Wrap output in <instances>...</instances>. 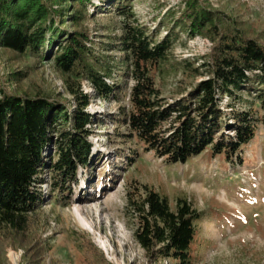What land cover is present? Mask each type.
<instances>
[{
  "label": "trees",
  "instance_id": "obj_1",
  "mask_svg": "<svg viewBox=\"0 0 264 264\" xmlns=\"http://www.w3.org/2000/svg\"><path fill=\"white\" fill-rule=\"evenodd\" d=\"M183 1L182 12L164 17L162 23L173 24L157 39L137 18L133 0H0V48L52 58L71 96H54L41 88L12 90L0 81V228L25 247L45 202L43 185H49L51 200L68 204L80 171L94 162L90 137L93 125L103 121L89 110L94 99L120 104L111 120L128 132L117 135L139 145L128 153L129 164L141 151L171 164L185 163L207 149L225 153L229 160L241 159L264 131V43L239 26L226 25L197 0ZM112 12L124 18L121 32L101 41L97 52L90 22ZM178 28L189 38L209 39L213 47L197 59V67L186 63L184 71L186 82L206 78L169 99L157 77L170 65ZM115 61L117 73L111 67ZM12 75L17 83L27 77L24 71ZM84 82L94 93L83 89ZM244 91L253 94V101H238ZM127 98L128 104L121 105ZM50 146L54 154L46 155ZM126 200L125 212L136 223L135 239L148 260L194 263L203 213L191 200L178 197L172 208L168 196L139 182L128 188ZM34 237V251L41 258L48 248L41 237ZM80 237L81 256L75 264H112L87 231Z\"/></svg>",
  "mask_w": 264,
  "mask_h": 264
},
{
  "label": "rangeland",
  "instance_id": "obj_2",
  "mask_svg": "<svg viewBox=\"0 0 264 264\" xmlns=\"http://www.w3.org/2000/svg\"><path fill=\"white\" fill-rule=\"evenodd\" d=\"M197 1L224 18L226 25L239 26L264 43V0ZM132 7L139 21L149 26V34L157 33V39H161L173 24L162 23L164 17L171 11L178 15L186 3L183 0H133ZM123 21L115 12L92 19L90 26L94 30L97 52L101 41H108L110 35L121 32ZM176 31L178 37L170 53V65L157 77L163 96L169 99L176 97L182 88H190L206 78H190L189 84L184 71L186 63L197 67V59L206 56L213 47L205 37L189 38L179 28ZM112 55L119 57L116 52ZM99 64L97 62L98 67ZM111 65L117 73L119 63L115 61ZM19 71L27 74L21 83L12 75ZM0 81L12 90L41 88L54 96L62 94L71 99L50 57L19 55L0 48ZM132 84V81L128 83L129 88ZM82 87L94 93L90 83L84 82ZM240 95L242 98L238 101H253V94L244 91ZM227 101L229 98L224 99L225 103ZM126 104L128 98L121 105ZM119 106L94 99L89 110L103 121L92 128V166L80 171V182L74 187L68 204L51 200L49 185H43L41 189L46 198L34 232L29 235L30 245L25 247L24 241L0 228V264H75L81 256L82 231L90 234L112 264H172L148 260L135 239L136 223L125 209L128 188L136 182L149 184L168 196L172 208L178 197H186L203 213L193 245V264H264V131H259L241 159L229 160L225 153L215 155L207 149L185 163L171 164L141 151L140 157L129 164L128 153L139 145L124 142V138L117 135L128 132L111 120ZM54 151L50 146L46 155H53ZM45 177L49 179L50 175L45 174ZM77 211L84 214V222ZM34 235L41 237L43 246L48 248L41 258L34 251L38 249Z\"/></svg>",
  "mask_w": 264,
  "mask_h": 264
},
{
  "label": "bare ground",
  "instance_id": "obj_3",
  "mask_svg": "<svg viewBox=\"0 0 264 264\" xmlns=\"http://www.w3.org/2000/svg\"><path fill=\"white\" fill-rule=\"evenodd\" d=\"M77 215L79 216V218L81 219V221H85L84 219V214L81 211H77Z\"/></svg>",
  "mask_w": 264,
  "mask_h": 264
}]
</instances>
